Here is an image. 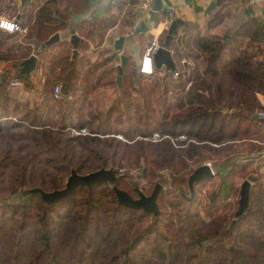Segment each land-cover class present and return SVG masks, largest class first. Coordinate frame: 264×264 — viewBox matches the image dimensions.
<instances>
[{
  "label": "trees",
  "instance_id": "trees-1",
  "mask_svg": "<svg viewBox=\"0 0 264 264\" xmlns=\"http://www.w3.org/2000/svg\"><path fill=\"white\" fill-rule=\"evenodd\" d=\"M226 4H213L205 32L188 28L184 59L192 64L162 87L158 80L143 82L138 72L133 76L128 63L119 87L114 56L99 52L92 60L86 54L113 27L122 33L133 25L137 13L124 3L109 4L102 16L76 19L90 0H32L20 19L21 39L4 47L1 39L18 32L0 30V63L8 64L0 77V264H264V180L248 171L263 147L257 141L264 123L251 116L264 111V24L250 17L225 29L223 39L212 30L230 16ZM71 29L80 52L72 64ZM56 32L60 40L36 53ZM33 53L41 70L35 83L13 67ZM10 78L27 91L39 88L36 98L12 95ZM56 85L59 99L53 97ZM102 89L115 91L104 107L98 102ZM232 141L243 149L229 160L223 146ZM210 153L224 157L210 159L220 178L215 192L198 205L196 198H169L163 187L181 192ZM101 168L115 171L116 180L75 186L56 203L39 193L21 195L34 187L61 189L71 171ZM133 170L148 190L162 185L156 215L119 204L114 185L138 197ZM238 179L254 183L249 206L229 227L238 200L233 212L225 201L239 193Z\"/></svg>",
  "mask_w": 264,
  "mask_h": 264
},
{
  "label": "crops",
  "instance_id": "crops-1",
  "mask_svg": "<svg viewBox=\"0 0 264 264\" xmlns=\"http://www.w3.org/2000/svg\"><path fill=\"white\" fill-rule=\"evenodd\" d=\"M28 1L30 2L32 0H26L22 9L20 6V0H7L8 4L6 5L9 4L17 5L15 17L17 16V18H19L20 20L22 19V17H24V14L26 13L27 9L30 7ZM161 1H162V7L166 8V12L158 16L156 23L151 25L147 32L136 34L135 30L140 25V22L145 19L146 12L148 10L147 9L146 12L144 13L140 11L139 0L137 1L136 0H90L89 9L81 15H77L75 17L76 19L90 18L91 16H102L104 14L106 7L109 4L114 6L116 4L119 5L121 3H124V9L130 8L132 9V11L135 10L137 16L133 22V25L128 28L126 27L122 33L120 32L118 26H115L112 29H110L100 46L96 45L95 42H91L90 48L88 49L86 54L91 56L92 60H94L97 57L99 52H101L103 56L113 55L114 57L111 63L115 67L120 63L119 55L124 54L128 57L127 65L132 70L134 64H129L130 60L132 58L134 59V57L138 59V56L141 58L144 49L153 40H156L159 46L162 45L170 21L174 18H179L180 20H182V24H178L175 30V38H173L170 41L168 48L171 52L172 59L175 64V71H178L179 73L185 70L188 71L189 66H191L192 62L185 61L184 59V52H186L185 39L188 33L187 30L190 26L193 27L197 26V29H199L202 32H205L207 22L210 19H212L213 16L212 14L217 9V8L212 9L213 4H215L217 0H161ZM226 3H227L226 6L230 10V16L225 17L223 21L220 22L212 30V33L223 34V39H224V36L228 35L224 33L225 29L228 28L233 29L250 17H257L260 23L264 24V16L262 14L264 10V0H226ZM152 5H153V0L151 1V8ZM114 8L115 7H113V12L116 13L117 11ZM142 15L143 17H141ZM121 35L125 37L123 49L120 52H116L113 50V42ZM177 38H180V41H178ZM78 53L79 54L77 55H80L79 51ZM177 62L181 65V70H178L176 68ZM4 65H6V63H0V67H4ZM161 70L160 72L156 71V73L158 75L159 73H165L164 71ZM33 71H35V75L32 74ZM33 71L30 75V80L32 82H35L34 78L38 76V80H39L41 70L39 67H36L34 68ZM175 79H176L175 81H177V77ZM261 102L264 103V99L261 98Z\"/></svg>",
  "mask_w": 264,
  "mask_h": 264
},
{
  "label": "water",
  "instance_id": "water-1",
  "mask_svg": "<svg viewBox=\"0 0 264 264\" xmlns=\"http://www.w3.org/2000/svg\"><path fill=\"white\" fill-rule=\"evenodd\" d=\"M26 0H20L21 9L23 8ZM166 12V8L162 7L161 0H153L152 8L148 9L146 12V17L144 20L140 22L138 28H136L135 33H145L149 30L150 26L156 23L157 18L159 15ZM264 16V10L262 12ZM143 17V15L141 16ZM178 24H182V20L179 18H174L170 21V24L167 29V33L164 38V42L162 45L158 46L156 51L153 54V64L156 71L161 70L164 68L165 74L172 75L175 72V64L172 59L171 52L168 48L170 41L175 38V30ZM70 37L69 43L73 46L70 64H72L73 59L78 53L76 49L77 42L79 40L78 35L70 30ZM228 35L224 36V39L227 38ZM124 36H119L113 42V50L116 52H120L123 49L124 44ZM60 40L59 32L52 34L47 40L40 43L39 47L36 50V53H39L45 50L51 44ZM180 41V38H177ZM36 53L31 54L28 58L22 60L20 63L17 64L16 70L17 72L24 74L26 77H30L32 71L36 66V62L38 60V56ZM120 63L116 66L117 68V75H116V83L118 86H121V76L123 72V68L127 63L128 57L124 54L119 55ZM185 66V64H184ZM137 73V67L134 66L132 68V74L135 76ZM254 119H258L260 122L264 123V118H260L257 114H253L251 116ZM214 175L213 170L208 164H204L198 166L189 176H188V188L190 195L193 196L194 194V183L205 178L211 177ZM115 171L111 169H98L96 171L80 175L77 174L75 171H71L70 175L67 177V180L64 184V187L61 189H55L50 192L44 191L40 187H34L31 189H26L22 191L21 195L26 196L30 194L39 193L41 198L47 203H56L63 197L67 196L75 186L78 185H87L91 186L95 183L100 182H109L112 183L116 180ZM251 182L248 180H244L239 188V198H238V207L234 213V218L231 221L230 226L232 227L236 222L237 217L242 214L247 207L249 206V190H250ZM113 191L117 196V200L119 204L126 206L128 208L133 209H142L145 212H150L154 215L158 213V207L156 204V198L160 189H162V185L156 184L149 195L144 194L141 190L137 189L138 197L133 198L131 197L126 191L117 188L115 185L112 187Z\"/></svg>",
  "mask_w": 264,
  "mask_h": 264
},
{
  "label": "rangeland",
  "instance_id": "rangeland-1",
  "mask_svg": "<svg viewBox=\"0 0 264 264\" xmlns=\"http://www.w3.org/2000/svg\"><path fill=\"white\" fill-rule=\"evenodd\" d=\"M0 3H1L2 9H3V11L0 14V17H5L7 19L14 18L15 15H16V12H15V9L14 8L12 9V6L13 5H11V4L6 5V4H8L7 0H1ZM13 7H16L17 8V5L14 4ZM15 18H17V16ZM24 32H18L17 33L18 36L15 37V38H11V39L2 38L1 39V42L3 43V46L4 47H7L12 42H14V39H21L19 36L21 34H23ZM168 47H169V45H168ZM57 49L58 48L55 47V46L54 47H51L48 50L46 57L49 58V56H52L56 52ZM139 58H140L139 56H138V59H136V57H134L135 60L132 58L130 60L129 64H134L133 66H137L138 65V61H139ZM6 66H8V64L7 65H4V67H0L1 72L4 71V70H6V68H7ZM13 67H15V69H16L17 65H14ZM176 68L178 70H181V65L178 62L176 64ZM10 69H11V67H10ZM161 71H164V69H162ZM158 72H160V70H158ZM32 74L35 75V71H33ZM171 78L170 77H166V79H165V74L159 73V75H158L156 73V74H154L152 76H142V81L143 82L153 83L154 80H158L159 82L161 81L160 86L162 87L163 82H170L169 79H171ZM172 79L171 80L173 82H175L176 79L175 78H172ZM148 80H151V81H148ZM34 81L35 82H38L39 81L38 80V76H36L34 78ZM24 87H25V83H22V85L20 87L13 88V89H11L10 92L12 93V95H14L18 99H23V100L24 99H27L29 101H32L34 98H36V96H37L36 95V90H38L39 88H37L36 90L33 89V90L27 91V90H25ZM162 90H163V88H160L159 91H162ZM98 92H99L98 97L101 100V103H100V100H98L100 106L104 105V102L106 100H109L108 96H112L115 93L114 89H107V90L102 89V90H99ZM110 98H112V97H110ZM102 107H104V106H102ZM158 137H159V134H154L153 135V139H155V140L158 139ZM180 139L181 140H185L186 137H184V139L179 138V140ZM257 143H258L257 145H263V147H262V149L260 151V152H263V153H262V155L259 156V158H255V159H253L251 161V164L252 165L249 166L248 171L252 172V170H253L252 176L254 178L255 177H257V178L260 177V180H264V134L260 136V139H259V141H257ZM223 147H226V150L223 153L224 154H228V158L227 159H229V160H230L231 156H233V153H232L233 151L234 152H239V151H241L243 149V146L242 145L240 146V144L238 143V141H235V142L234 141H232V142H226L225 146H223ZM208 156H210V158H206L205 161H204V163L201 164V165H204V164H207V163H210L211 164L213 162V160H210L211 158L212 159H215V160H218V162H223V160H224V157L217 156V155H214V154H211V153L208 154ZM197 167H195L193 169V171ZM131 172L134 175L136 181L138 182V185H137L136 188H138L139 190H141L144 194L149 195L152 192L153 189L148 190L149 189L148 184L141 177H138V172H136L135 170H133ZM219 180H220L219 175H213L211 177L205 178L202 181L195 182L194 185H193L194 186L193 187L194 188V194H193V196L190 195L189 188H188V183L183 186L181 192H180L179 189H177L175 187H171L170 185L168 186V184L166 186H164L162 190L167 189L166 190V191H168L167 194H171L169 196V198H173V197L174 198H180L181 200L184 201V203L187 202V201L194 200L196 198L195 199V204L198 205L201 202L202 203L204 202V200L206 198V194H208V193H214L215 192V190H216V188H217V186L219 184ZM243 181L244 180H239L238 179L236 181V183L238 182L236 186H238V188H240V185L242 184ZM250 182H251V185L254 183V181H250ZM238 198H239V193L238 194H235V193L232 192V193H230V196L227 198V201H225V202H228L230 204V206H231L230 207L231 208L230 210L232 212H233L234 207L236 206L235 200L236 199L238 200ZM236 207H238V205ZM233 218H234V216L232 217V219ZM232 219H231V221H232ZM231 221H230V224H231ZM235 223H234V225H235ZM230 224H229V227H231Z\"/></svg>",
  "mask_w": 264,
  "mask_h": 264
},
{
  "label": "built area",
  "instance_id": "built-area-1",
  "mask_svg": "<svg viewBox=\"0 0 264 264\" xmlns=\"http://www.w3.org/2000/svg\"><path fill=\"white\" fill-rule=\"evenodd\" d=\"M151 1L152 0H139V8L140 11L142 13L146 12L147 9L151 8ZM3 20H5L6 22L10 23L11 25H13L12 30H8L5 29L3 27H0V30L7 32V33H16V32H24V28L22 27L19 18H12V19H7L5 17H0ZM159 44L156 40H153L143 51V54L139 60V63L137 65V72L139 74H142L144 76H152L154 74H156V70L154 68V64H153V54L156 51V49L158 48ZM1 72V70H0ZM3 72V71H2ZM1 72V73H2ZM1 73H0V77H1ZM165 74V73H163ZM179 72L175 71L172 73L171 77L172 78H176L179 76ZM22 85V82L17 79V78H10L9 79V86L12 88H18ZM53 97L55 99H59L61 97V93H60V87L58 85H56L54 87V91H53ZM260 118H264V111L258 112L256 113ZM263 152H261L262 154ZM210 166V163H207Z\"/></svg>",
  "mask_w": 264,
  "mask_h": 264
},
{
  "label": "clouds",
  "instance_id": "clouds-1",
  "mask_svg": "<svg viewBox=\"0 0 264 264\" xmlns=\"http://www.w3.org/2000/svg\"><path fill=\"white\" fill-rule=\"evenodd\" d=\"M0 27H3V28L8 29V30H12L13 25H11L10 23H8L5 20H3L2 18H0Z\"/></svg>",
  "mask_w": 264,
  "mask_h": 264
}]
</instances>
